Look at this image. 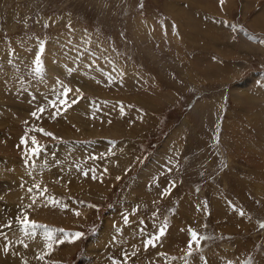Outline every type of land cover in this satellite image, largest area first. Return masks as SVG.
<instances>
[{
  "label": "rangeland",
  "instance_id": "rangeland-1",
  "mask_svg": "<svg viewBox=\"0 0 264 264\" xmlns=\"http://www.w3.org/2000/svg\"><path fill=\"white\" fill-rule=\"evenodd\" d=\"M260 39L264 0H0V264H264Z\"/></svg>",
  "mask_w": 264,
  "mask_h": 264
},
{
  "label": "snow or ice",
  "instance_id": "snow-or-ice-1",
  "mask_svg": "<svg viewBox=\"0 0 264 264\" xmlns=\"http://www.w3.org/2000/svg\"><path fill=\"white\" fill-rule=\"evenodd\" d=\"M224 2H225V0H220V4H221V5H223ZM141 7H143V5H141ZM252 39H256V37H252ZM260 43L264 44V39H260ZM39 51H40L41 54L44 52V44H43V42H42L41 45H40V49H39ZM34 63H35V69H34V70H35V72H36L37 74H39L40 72L43 71V64H42V61H41V58H40L39 55H37V57L35 58ZM68 71L71 73L72 71H74V69L69 68ZM61 87H62V88L64 87L63 84H62V82H61ZM71 91H72V89H68V88H66V89L64 90L63 96H64V97H67L68 93L71 92ZM77 91H79V90H77ZM57 100L59 101L60 104H65L67 107H70V106H71L70 104L67 103V100H66V99H61V98L58 96V97H57ZM57 100H52V101H50L51 106H52L53 108H57ZM76 102H77V101H76L75 99L72 100V103H76ZM45 111H46V109H45L44 107H40V108H38L36 111L32 112L31 115L34 116V117L39 118L38 114H39V113H43V112H45ZM26 123H27V122H26ZM30 130H31V129H30ZM35 131L42 132V133H44L45 135H48V136L53 135V134L50 133V132H46L43 128H36ZM21 143L26 144V143H27V140H26L25 138H22V139H21ZM32 144H33V145H36V147H33V148L31 149V152L34 153V154H35V153H38L39 150H40V148H39L38 141L36 140L35 137H32ZM84 175H88V173L85 172ZM93 178H96V177H93ZM37 187H39V185H37ZM29 191H31V189H29ZM165 194H167V193H165ZM92 207H95V205H92ZM77 215H79L78 212H77ZM240 215H244V212H243L242 210H240ZM124 219H125V223H128V222H129L127 217H125ZM19 223H20L21 225H24V226H25V229H27V227H28L29 224H31V226H32L33 229H35V228L38 226V225L36 224V222H34V221H29V220L27 219V217L21 219V220L19 221ZM8 226L11 227V225H8ZM39 226H40V227H43V225H39ZM260 227H261V228H264V222L261 223ZM166 229H167V224L165 223L164 225H162V226L160 227L158 234L150 236V237L145 241V246H146V247H147V246L155 247V246H156V241H158V240L160 239V237H162V236L165 235V233H166ZM59 231H63V230L61 229V230H59ZM118 231H119V229H118ZM189 231H190V233H191V240H190L189 245H188V253H187V255H191V252H192V250H193V249H192V243H193V242H195L196 244H199V243H200V240H202V239H208V237H200L199 234H198L195 230H193V229H189ZM83 235H84V233H81V232H76V233L72 234L73 239H72L70 242H75L76 239H79V238L83 237ZM48 239L51 240V235H50V234H49V236H48ZM60 242L62 243L63 241H60ZM20 243L23 244V241H20ZM10 246H11V245H10V242H9L8 244L5 245V247H4V249H3L5 253H7V252L9 251ZM23 246H24V247H27V244H23ZM52 247H53V246H52L51 243H49V244L47 245V248H48L49 250H51ZM131 255H132V256H135V255H136V252H132ZM124 257H125V259H124L123 261H114V264H127L128 253H125V254H124ZM37 258H38V259H44V254L38 256ZM24 264H27V261H26V260L24 261ZM229 264H232V262H229Z\"/></svg>",
  "mask_w": 264,
  "mask_h": 264
},
{
  "label": "crops",
  "instance_id": "crops-1",
  "mask_svg": "<svg viewBox=\"0 0 264 264\" xmlns=\"http://www.w3.org/2000/svg\"><path fill=\"white\" fill-rule=\"evenodd\" d=\"M0 53H1V52H0ZM8 53H9V52H8ZM8 53H7V54H8ZM2 58H3V57L0 56V60H1ZM4 59H5V60H6V59L8 60V59H12V57H11L10 54H9V56L4 57Z\"/></svg>",
  "mask_w": 264,
  "mask_h": 264
}]
</instances>
